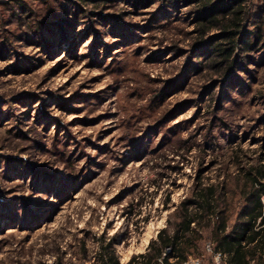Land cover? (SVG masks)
<instances>
[{"label":"rangeland","instance_id":"1","mask_svg":"<svg viewBox=\"0 0 264 264\" xmlns=\"http://www.w3.org/2000/svg\"><path fill=\"white\" fill-rule=\"evenodd\" d=\"M189 6L0 0V264H53L81 228L124 264L199 168L264 166V48L225 79Z\"/></svg>","mask_w":264,"mask_h":264},{"label":"trees","instance_id":"2","mask_svg":"<svg viewBox=\"0 0 264 264\" xmlns=\"http://www.w3.org/2000/svg\"><path fill=\"white\" fill-rule=\"evenodd\" d=\"M160 1L173 9L180 2L192 6L195 30L201 38L210 35L214 39L211 54L223 67L221 73L228 74L225 79L235 75L238 63L249 57L250 51L264 48V0H258V13L254 12L251 0ZM17 6L23 8L24 3L19 2ZM201 172L199 168L188 194L167 214L165 225L150 238L145 251L133 254L124 264H181L187 254L198 253L206 239L213 242L214 250L226 255L229 264L264 263V166H239L237 173H226L217 181L205 180ZM168 201L167 197L165 204ZM85 229L81 228L85 232L83 236L73 232L65 249L60 248V237L54 245L60 255L53 264H63L61 254L67 250L74 258L68 264H87L89 239L95 242L90 257L92 264H121L114 235ZM166 247L169 252L163 255Z\"/></svg>","mask_w":264,"mask_h":264},{"label":"built area","instance_id":"3","mask_svg":"<svg viewBox=\"0 0 264 264\" xmlns=\"http://www.w3.org/2000/svg\"><path fill=\"white\" fill-rule=\"evenodd\" d=\"M158 227L155 232L154 236L156 235L159 228ZM153 236V237H154ZM148 242L144 244V248H146ZM169 252V247H166L163 251V255ZM208 254V258L206 255ZM217 257H219V261H217ZM158 261L161 263V258H158ZM120 263L122 260L120 259ZM181 264H229L226 260V255L221 253L220 251L214 250L213 242L210 239L203 240L202 242V250L198 253H189L187 254L186 258L182 261ZM264 264V263H263Z\"/></svg>","mask_w":264,"mask_h":264},{"label":"clouds","instance_id":"4","mask_svg":"<svg viewBox=\"0 0 264 264\" xmlns=\"http://www.w3.org/2000/svg\"><path fill=\"white\" fill-rule=\"evenodd\" d=\"M216 259H217V261H219V257H217Z\"/></svg>","mask_w":264,"mask_h":264},{"label":"bare ground","instance_id":"5","mask_svg":"<svg viewBox=\"0 0 264 264\" xmlns=\"http://www.w3.org/2000/svg\"><path fill=\"white\" fill-rule=\"evenodd\" d=\"M146 242H148V240H146Z\"/></svg>","mask_w":264,"mask_h":264}]
</instances>
